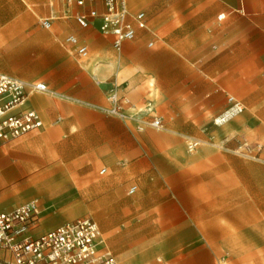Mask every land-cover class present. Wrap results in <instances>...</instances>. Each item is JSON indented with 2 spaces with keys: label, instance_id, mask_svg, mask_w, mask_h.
Wrapping results in <instances>:
<instances>
[{
  "label": "crops",
  "instance_id": "1",
  "mask_svg": "<svg viewBox=\"0 0 264 264\" xmlns=\"http://www.w3.org/2000/svg\"><path fill=\"white\" fill-rule=\"evenodd\" d=\"M61 2L57 16L50 5L35 18L16 1L0 0V76L47 88L23 105L38 113L42 128L0 146V210L34 198L38 235L71 222L73 212L112 213L114 227L125 212L144 209L128 206L137 189L157 194L169 180L182 186L184 137L196 136L198 126L206 137L214 133L205 126L233 100L243 110L222 125V146L252 139L261 150L253 162L232 158L255 173L248 184L231 189L223 173L222 242L199 241V200L192 193L195 214L175 225L174 237L151 242L123 235L105 246L101 240L99 249L118 264H158L162 249L166 264L264 260V220L240 219L253 210L264 217V0H127L128 20L143 12L146 28L119 49L98 20L85 28L76 21L91 9L102 12L103 0L87 7ZM12 6L17 12L7 14ZM111 91L125 118L107 112ZM153 117L161 130L145 124ZM217 205H205L208 227ZM227 218L234 235L227 236Z\"/></svg>",
  "mask_w": 264,
  "mask_h": 264
},
{
  "label": "built area",
  "instance_id": "2",
  "mask_svg": "<svg viewBox=\"0 0 264 264\" xmlns=\"http://www.w3.org/2000/svg\"><path fill=\"white\" fill-rule=\"evenodd\" d=\"M65 1L77 7H87L97 0ZM102 4V12L91 9L87 14L78 15L76 21L85 28L91 20H98L99 30L114 37L116 49L123 42L134 39L137 29L146 28L143 12L128 20L130 11L127 0H103ZM43 26L48 27L49 21H43ZM67 42L77 44L74 37H70ZM78 52L84 55L86 48ZM46 91V86L41 83L28 85L15 78L0 76V146L42 128L43 122L38 113L23 109V105L29 94ZM108 99L112 107L107 112L125 118L127 115L120 108L114 91L109 93ZM230 103L229 108L211 121L213 127L222 126L242 112L239 103L233 100ZM145 124L156 130L163 128L157 117ZM198 145L199 142L191 141L187 146L188 151H194ZM134 190L131 188L130 192ZM38 226L39 209L36 201L10 210H0V264H118L110 251L99 249L101 232L92 219H76L39 235L35 234Z\"/></svg>",
  "mask_w": 264,
  "mask_h": 264
},
{
  "label": "rangeland",
  "instance_id": "3",
  "mask_svg": "<svg viewBox=\"0 0 264 264\" xmlns=\"http://www.w3.org/2000/svg\"><path fill=\"white\" fill-rule=\"evenodd\" d=\"M14 1L22 6V12H29L35 18L46 15L47 11L50 10V5L53 6L54 11L52 16H57L58 6L62 4L61 0ZM205 128L207 132H215L206 137L202 132L203 128L198 126L196 136L184 137L185 141L182 151L184 177L181 187L175 186V182L169 180L170 187L158 190L157 194H154V191H151L150 188L143 190V193L139 194V190L137 189L128 206L136 208L141 203L144 209L125 212V215L121 216L120 221L114 227H109L108 225L112 218V213L109 212L98 214L95 212H73L74 217L71 221L76 219H92L96 221L102 231L101 240L103 246H105L104 241L123 235L141 236L147 238V241L152 242V239H157L161 242L174 237L177 234L175 232V225L179 224L181 220H187L190 215L195 214L194 208L196 207L194 205L195 198L192 196L193 193L197 194L199 200V241L209 242L210 240H218L222 242L224 225V212L222 210L223 173L227 171L230 174L227 178L230 180L231 189L237 188L242 184H248V181L253 178L255 173L245 167L239 169L232 158L245 156L247 157L245 159L250 158L248 161L253 162L257 159L260 151L258 148L255 149L257 144L255 146L256 142L252 139L237 143L233 147L226 144L223 147L224 142L219 131L224 126L213 128L211 125H207ZM209 140L212 141L213 146L208 144ZM191 141H197L199 145L193 153L188 154L187 146ZM238 174L241 175L240 178ZM240 179L244 180V183ZM208 200H214L219 203L215 207L214 213H211V218L214 219L211 227L207 226V221L210 218L207 217L208 213L205 211V205ZM235 200L237 202L239 199L235 197ZM32 201H34V198L26 200L24 204L31 203ZM240 215V219L243 220H249L250 218L264 220V217L257 210L249 213L244 211ZM231 219L233 220V217ZM228 227L229 219L227 218V236L234 235L235 231L233 227L230 229ZM156 246H159V244L157 245L156 243ZM161 251L155 257L157 260H160L158 264H166L164 251ZM239 263L264 264V260L246 259L239 261Z\"/></svg>",
  "mask_w": 264,
  "mask_h": 264
},
{
  "label": "bare ground",
  "instance_id": "4",
  "mask_svg": "<svg viewBox=\"0 0 264 264\" xmlns=\"http://www.w3.org/2000/svg\"><path fill=\"white\" fill-rule=\"evenodd\" d=\"M6 11H8L7 14H15V12H17V8L15 6H12L10 9Z\"/></svg>",
  "mask_w": 264,
  "mask_h": 264
}]
</instances>
